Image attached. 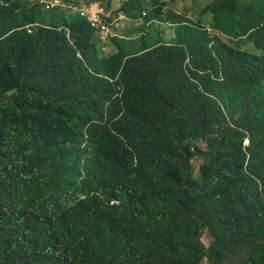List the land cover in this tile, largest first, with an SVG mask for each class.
Segmentation results:
<instances>
[{
	"label": "trees",
	"instance_id": "1",
	"mask_svg": "<svg viewBox=\"0 0 264 264\" xmlns=\"http://www.w3.org/2000/svg\"><path fill=\"white\" fill-rule=\"evenodd\" d=\"M10 2H0V16ZM215 7L235 22L242 37L264 48L263 13H252L237 0H216ZM6 9L10 15L0 19V211L8 213L3 212L0 229V264H151L152 259L158 260L153 264H200L212 251L200 242V230L213 219L218 222L214 244L254 243L248 264H264V97L250 91L264 83V54L215 46L189 22L171 24L178 27L177 39L163 44V50L200 60L202 69L194 78L209 86L207 92L216 98L209 102L218 109L219 102L235 103L240 112L235 121L239 149L217 145L195 180L188 160L181 165L175 160L192 135L181 138L182 103L161 94L155 82L121 71V53L101 61L76 59L84 81L94 84L90 91L52 95L29 86L13 53L16 41L36 25L24 11ZM69 31L95 38L80 18ZM154 47L143 41L142 50ZM114 79L121 88L115 99ZM186 81L176 92L180 102L192 82ZM155 102L174 111L177 127L163 122ZM105 105L117 109L112 125L105 123ZM147 123L168 137L163 153L137 148L131 138ZM208 149L196 145L197 152ZM234 154L241 163L227 160ZM176 168L179 185L171 188L166 172ZM145 173L155 183L134 186L131 176ZM176 194L184 208H198L190 213L192 224L174 220ZM124 233L130 246L122 249Z\"/></svg>",
	"mask_w": 264,
	"mask_h": 264
},
{
	"label": "rangeland",
	"instance_id": "2",
	"mask_svg": "<svg viewBox=\"0 0 264 264\" xmlns=\"http://www.w3.org/2000/svg\"><path fill=\"white\" fill-rule=\"evenodd\" d=\"M4 0H0L2 2ZM69 9L66 11L45 12L36 6L34 0H11L8 7L2 11L0 19L8 17L10 8L13 12H25L33 21V28H28L27 38H20L16 41L17 49L13 52L14 62L19 61V68L26 76V81L31 87H38L52 95L84 93L94 89V84L85 82V76L79 72V62L85 56L89 61H101L108 59L118 53L122 54V68L126 69L134 77L144 81H153L161 94L172 96L174 104L182 103L180 119L185 124L184 138L187 132L192 135L181 145L176 156L178 165L183 160H188L195 180H200V168L205 164L214 148L225 145L239 149L241 139L236 131L235 121L239 111L235 103L219 102L220 108H216L209 102L215 98L207 92L209 86L201 84L195 77V71L202 69L201 61L193 62L182 51L170 52L163 50V44L171 43L177 39L178 27H171V24H185L186 22L203 29L215 46L225 44L237 50H244L251 53L264 54V48H257L249 37H242L240 29L235 22L224 15L215 7L216 0H60ZM88 1H98L105 8L115 14L124 11L128 15L127 25L124 31V39L108 43L100 42L92 37H74L70 34L69 28L72 22L78 18L73 11L75 7L81 6ZM239 5L252 13L264 14V0H237ZM73 9V10H72ZM252 15V14H250ZM149 16L167 23L151 21ZM253 16V15H252ZM38 27L46 28L41 33ZM39 32L37 35L36 33ZM29 34H31L29 36ZM144 44L155 45L153 49L142 50ZM191 78L188 92L183 89L185 98L180 102L176 92L185 87L187 78ZM116 87L117 95L121 97V88L117 85V79L111 80ZM103 92L104 89L100 88ZM255 98L264 97V83L255 84L250 89ZM216 99V98H215ZM217 101H219L217 99ZM155 106L162 112L165 124L177 127L178 121L174 111L160 102ZM117 114L116 108H109L105 105L104 120L112 125V117ZM137 148L149 149L155 152H162L165 145H168V137L157 125L147 123L142 130L131 135ZM211 148L208 151L197 152L196 145ZM248 139H242L241 148L245 151ZM186 147H188L186 149ZM191 148H195L191 150ZM231 151V149H230ZM232 152V151H231ZM150 155V154H147ZM241 163L239 154H234L227 159ZM38 163L43 164V161ZM244 164V168H245ZM166 178L171 188H177L179 179L177 168L166 172ZM131 181L134 186L151 187L155 182L145 173L133 174ZM183 197L176 194L172 201L171 208L174 213V220L180 223L192 224L190 213L194 209L184 208ZM191 203H187L190 205ZM3 212L0 211V229L4 228ZM118 225L120 222L115 220ZM218 222L212 220L208 226L200 230V242L212 249L210 258H202L200 264H248L256 247L254 243L244 244L232 242L225 246L214 244V229ZM130 246L129 236L124 233L121 248ZM157 259L150 260L153 264Z\"/></svg>",
	"mask_w": 264,
	"mask_h": 264
},
{
	"label": "built area",
	"instance_id": "3",
	"mask_svg": "<svg viewBox=\"0 0 264 264\" xmlns=\"http://www.w3.org/2000/svg\"><path fill=\"white\" fill-rule=\"evenodd\" d=\"M34 2L41 11L45 12L69 9L60 0H34ZM73 11L88 25L100 42H112L123 38L122 35L128 18L122 11L115 14L98 1L86 2L82 6L75 7ZM115 203L119 204L118 201L111 202V204Z\"/></svg>",
	"mask_w": 264,
	"mask_h": 264
},
{
	"label": "clouds",
	"instance_id": "4",
	"mask_svg": "<svg viewBox=\"0 0 264 264\" xmlns=\"http://www.w3.org/2000/svg\"><path fill=\"white\" fill-rule=\"evenodd\" d=\"M89 2V1H88ZM92 2H94V1H92ZM82 5H84V4H82ZM81 5V6H82ZM64 11H66V10H64ZM124 13L126 14V16H127V18H128V15H127V13L124 11ZM79 18V17H78ZM126 25H127V23H126ZM125 28H126V26H125ZM124 31H125V29H124ZM124 31H123V35H122V37L124 36ZM96 38V37H95ZM125 37H123V38H121V39H124ZM121 39H117V40H121ZM117 40H115V41H117ZM114 41H112V43H113ZM108 43H111V42H108Z\"/></svg>",
	"mask_w": 264,
	"mask_h": 264
}]
</instances>
